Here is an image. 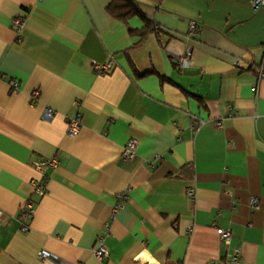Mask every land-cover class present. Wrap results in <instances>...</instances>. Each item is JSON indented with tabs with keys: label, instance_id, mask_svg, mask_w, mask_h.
I'll return each mask as SVG.
<instances>
[{
	"label": "crops",
	"instance_id": "1",
	"mask_svg": "<svg viewBox=\"0 0 264 264\" xmlns=\"http://www.w3.org/2000/svg\"><path fill=\"white\" fill-rule=\"evenodd\" d=\"M133 1L156 30L144 39L111 0H0V264H232L236 250L238 264H264V6ZM192 117L205 124L192 131ZM43 161L55 165L41 174Z\"/></svg>",
	"mask_w": 264,
	"mask_h": 264
},
{
	"label": "built area",
	"instance_id": "2",
	"mask_svg": "<svg viewBox=\"0 0 264 264\" xmlns=\"http://www.w3.org/2000/svg\"><path fill=\"white\" fill-rule=\"evenodd\" d=\"M250 1H251L252 9L254 11L261 9L264 6V0H250ZM13 25L16 29H19L22 26L21 19H14ZM198 31H199V29H198L196 22L191 21L189 23V31H188L189 37H195L197 35ZM191 57H192V54L189 51H187V53L184 54L183 56L179 57L177 59V62H176L178 69L182 70V69L190 66L191 61H192ZM112 68H113V63L111 60L104 65H93V71L97 75H105V74L109 73L112 70ZM257 77L259 80L264 79V63L258 67ZM9 85H10L12 91H18L19 90V85L17 82L11 81ZM38 96H39L38 92L32 93L31 102L35 103ZM52 115H53L52 109H49V108L45 109L44 114H43L44 118L50 119L52 117ZM204 124H205V122L202 121L201 119L192 117L190 120V129L192 131H196L199 128H201ZM80 126H81V124H80V119L78 116L71 118V119H68V121H67L68 134L69 135L77 134L78 131L80 130ZM136 150H137V142L135 140H129L123 148L122 159L124 161L133 160L136 157ZM54 165H55L54 161H43V162L36 165V169L38 172L43 174L44 170L47 167H54ZM44 189H45V187H44L43 182L34 183V194L35 195L42 196L44 194ZM188 195L190 197H192L193 191L190 190L188 192ZM120 199H121V204H120V206H117V208L121 207L122 203H125L127 201V192L123 193L120 196ZM250 204L252 205V207L255 208L256 207V200L251 199ZM31 215H32L31 206L28 205L22 209L21 215H20V221L22 222V227H21L22 232H26L28 230L27 225H25L23 222L28 221L31 218ZM4 218H5L4 213L2 211H0V229L2 228V226L4 224ZM219 236H220V240L225 245H229V243L231 241L230 233H228L227 231H219ZM94 256L100 261L108 257V250H107L102 239L99 241V244L94 251ZM38 257L40 260L47 261L49 258V254L46 252H41L38 255ZM230 260H231L232 264H238V262H239V251L238 250L234 251V253L230 256ZM136 264H141V263L137 262Z\"/></svg>",
	"mask_w": 264,
	"mask_h": 264
},
{
	"label": "trees",
	"instance_id": "3",
	"mask_svg": "<svg viewBox=\"0 0 264 264\" xmlns=\"http://www.w3.org/2000/svg\"><path fill=\"white\" fill-rule=\"evenodd\" d=\"M108 11L115 19L122 22H126L133 16L140 17L145 26L140 31H133L130 29V34L132 35L135 34L144 39L148 33L156 31L133 0H111Z\"/></svg>",
	"mask_w": 264,
	"mask_h": 264
}]
</instances>
